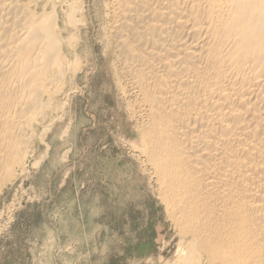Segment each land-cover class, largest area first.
I'll return each mask as SVG.
<instances>
[{"label":"bare ground","instance_id":"1","mask_svg":"<svg viewBox=\"0 0 264 264\" xmlns=\"http://www.w3.org/2000/svg\"><path fill=\"white\" fill-rule=\"evenodd\" d=\"M33 1L0 0V185L67 87L84 21L77 3L61 27ZM100 14L175 264H264V0H105Z\"/></svg>","mask_w":264,"mask_h":264},{"label":"rangeland","instance_id":"2","mask_svg":"<svg viewBox=\"0 0 264 264\" xmlns=\"http://www.w3.org/2000/svg\"><path fill=\"white\" fill-rule=\"evenodd\" d=\"M104 1H39L61 27L76 3L84 21L67 87L50 101L24 169L0 185V264L177 263V230L133 150L137 122L105 52Z\"/></svg>","mask_w":264,"mask_h":264}]
</instances>
